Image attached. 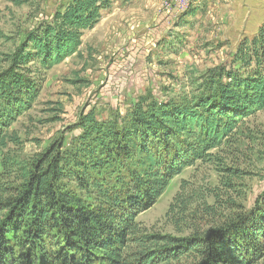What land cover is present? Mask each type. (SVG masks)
<instances>
[{
	"label": "trees",
	"instance_id": "1",
	"mask_svg": "<svg viewBox=\"0 0 264 264\" xmlns=\"http://www.w3.org/2000/svg\"><path fill=\"white\" fill-rule=\"evenodd\" d=\"M112 3L72 0L5 56L1 148L14 141L8 129L39 96L40 72L77 53ZM193 83L173 99L142 96L124 116L103 121L91 111L80 118L72 148L57 142L30 164L10 163L20 183L13 193L0 187V264H162L183 257L190 264H264V202L189 237L150 234L137 221L185 167L213 160L212 151L264 109V26L238 47L230 66L207 68ZM66 175L78 191L66 186ZM176 200L171 206L182 208Z\"/></svg>",
	"mask_w": 264,
	"mask_h": 264
},
{
	"label": "rangeland",
	"instance_id": "2",
	"mask_svg": "<svg viewBox=\"0 0 264 264\" xmlns=\"http://www.w3.org/2000/svg\"><path fill=\"white\" fill-rule=\"evenodd\" d=\"M71 1L0 0V72L8 67L5 56ZM156 1L116 0L85 32L77 53L40 72L39 96L8 129L14 141L0 147V187L13 193L20 183V172L10 163L30 164L57 142L64 150L77 144L79 120L89 112L105 121L126 115L142 96L163 101L192 91L207 68L230 66L238 47L264 26L261 14L253 21L235 18L233 0ZM212 152L213 160L185 167L138 215L141 229L189 237L264 202V109L244 120L232 142ZM5 159L12 166L6 168ZM65 182L78 191L68 175ZM176 199L182 208L171 206ZM190 263L183 257L162 264Z\"/></svg>",
	"mask_w": 264,
	"mask_h": 264
},
{
	"label": "crops",
	"instance_id": "3",
	"mask_svg": "<svg viewBox=\"0 0 264 264\" xmlns=\"http://www.w3.org/2000/svg\"><path fill=\"white\" fill-rule=\"evenodd\" d=\"M137 2H143L144 0H136ZM203 0H197L193 4H199ZM152 2V1H151ZM160 3V0L156 1ZM216 0H214V3ZM113 3H116V0H113ZM213 3V4H214ZM232 6L235 11V18L237 17H250V20L253 21L254 17L260 15V25L264 24V0H233ZM104 14V13H103ZM102 14L101 21L104 18V15ZM141 30L144 29V24L140 28ZM91 31V30H89Z\"/></svg>",
	"mask_w": 264,
	"mask_h": 264
}]
</instances>
